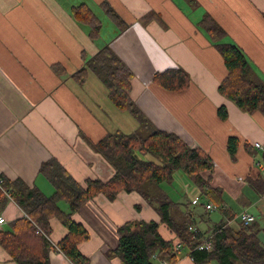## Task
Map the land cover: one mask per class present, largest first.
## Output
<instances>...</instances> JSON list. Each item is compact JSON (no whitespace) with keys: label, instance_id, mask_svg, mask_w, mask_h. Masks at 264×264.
Returning <instances> with one entry per match:
<instances>
[{"label":"crops","instance_id":"0c3cea01","mask_svg":"<svg viewBox=\"0 0 264 264\" xmlns=\"http://www.w3.org/2000/svg\"><path fill=\"white\" fill-rule=\"evenodd\" d=\"M81 6L101 22L97 40L89 37L88 26L73 18V9ZM106 8L123 26L113 23ZM149 14L158 19L144 21ZM205 15L222 27L264 79V0H0V177L20 179L49 196L53 188L38 170L52 158L83 187L87 180L107 182L114 175L91 144L114 130L128 134L123 119L129 114L113 107L93 74L82 85L72 77L108 44L132 72L129 97L153 126L174 133L211 160L212 172L201 176H210L209 185L220 191L222 206L231 214L256 209L264 217V113L242 112L219 94L227 70L209 37L199 30L198 21ZM109 32L115 36H106ZM55 66L62 72H55ZM173 68L184 69L190 77L189 87L181 93L152 82L155 73ZM220 107L227 111L225 120L217 115ZM230 137L237 140L234 154L228 150ZM161 188L182 206L166 187ZM205 204L212 203L205 198L201 204L208 213ZM234 204L242 209L233 213ZM59 207L68 211L63 202ZM181 210L206 223L203 214ZM0 215L6 220L0 229H5L22 211L6 201ZM72 219L89 234L90 239L78 245L89 264H120L108 253L117 246V227L127 222L153 221L164 239L174 237L137 193L120 192L113 202L98 195ZM49 225V239L56 246L67 230L56 218ZM215 225L207 222L204 231ZM0 264H16L1 246ZM49 264L70 263L63 254L50 252ZM177 264L194 263L181 250Z\"/></svg>","mask_w":264,"mask_h":264},{"label":"trees","instance_id":"16d2710c","mask_svg":"<svg viewBox=\"0 0 264 264\" xmlns=\"http://www.w3.org/2000/svg\"><path fill=\"white\" fill-rule=\"evenodd\" d=\"M188 2L194 5V1ZM106 11L115 25L123 26L114 11L109 8ZM73 18L89 27L91 39L100 37L101 22L88 8H74ZM152 19L158 18L149 14L143 20ZM198 25L209 37L227 70L218 86L219 94L231 100L242 112L264 113V79L247 56L210 16H203ZM60 68L53 67L57 73L62 72ZM89 74L97 77L105 87L108 100L118 112L128 113L136 120L138 129L128 134L111 132L91 144L94 152L115 171L107 182L87 180L83 187L54 158L43 162L38 170V175L53 188L49 196L20 179L11 181L0 177V210L6 201H12L22 211V216L9 224V229H0V246L10 258L16 264H49V253L55 251L47 239L52 233L49 221L56 218L67 230L56 248L70 264H89V260L78 251V245L90 239L89 234L72 216L98 195L113 202L120 192H125L140 195L174 239H164L159 233V224L153 221L127 222L117 227V246L108 253L120 264H155L157 260L177 264L181 250L188 252L194 264L212 261L217 264H264V245L259 241L254 225L245 227L239 223L234 228L231 222L236 214L222 206L220 191L209 185L210 176L206 179L201 176L202 172H212L211 160L201 150L190 148L174 133L153 126L129 97L132 72L108 44L85 60L83 67L72 77L82 85ZM152 82L166 91L181 93L189 87L190 77L184 69L173 68L155 73ZM217 115L225 120L226 109L218 108ZM236 147V138L230 137L229 153L234 154ZM176 171L183 173L200 194L225 215L227 221L216 224L207 233L195 228L192 213L181 212V206L161 188L172 183ZM60 202L67 205V212L59 207ZM194 204L198 203L195 201ZM208 239L212 243L210 250H198ZM175 243H179L182 249L175 250Z\"/></svg>","mask_w":264,"mask_h":264},{"label":"rangeland","instance_id":"374dc122","mask_svg":"<svg viewBox=\"0 0 264 264\" xmlns=\"http://www.w3.org/2000/svg\"><path fill=\"white\" fill-rule=\"evenodd\" d=\"M199 30L202 31L200 28H199ZM106 36L113 37V36H115V33L109 32V33H107ZM98 98H99V96H98ZM124 115L125 116L123 119V130L127 133L135 132L138 129V123L136 122L135 119L131 118L129 115H127V114H124ZM111 116H112V114L109 113L108 117H111ZM112 122H113V124L115 123L114 120H112ZM131 122L135 124V127L137 126L136 129L133 128ZM114 131H117V130H114ZM145 158L142 157V159H145ZM186 185H189L190 188L189 189L186 188V191H185ZM162 187H166V190H167L166 192L168 194L171 192V195L169 194V196L173 197L176 200V202H178L179 204L182 205L181 209L185 210L188 207L191 210H195L196 213L203 214V216L206 220V223H203V221H200L199 219L194 218L195 226H197V228L199 230H201L202 232H204L205 225L207 224V222H210L211 225H213L214 223L218 224L219 222L224 223L227 221L226 219L223 218V215L221 214V212L219 210H213L211 212L204 213L200 209L201 204H203L205 202V197L200 194L199 189L196 186H194L192 184V182L190 180H188L186 178V176H184V174L181 173L180 171L174 172L173 181L170 185H168V186L162 185ZM195 201L198 203L197 205H195L196 203L194 204ZM240 209H242V206L240 204H234L233 207H231V210L233 211V213L238 212V210H240ZM250 213H252L256 217V222H254L252 224L254 225V230L259 231L258 232V239L264 245V217L256 209H251ZM203 216H202V219H203ZM208 220H210V221H208ZM231 223L234 226V228H237V226L239 225V222H237L236 220L232 221ZM4 228L8 229L9 226H5ZM210 264H217V263L215 261H212V262H210Z\"/></svg>","mask_w":264,"mask_h":264},{"label":"built area","instance_id":"2783aa9c","mask_svg":"<svg viewBox=\"0 0 264 264\" xmlns=\"http://www.w3.org/2000/svg\"><path fill=\"white\" fill-rule=\"evenodd\" d=\"M257 148H260V146L258 144L255 145ZM1 184V182H0ZM206 211H213V210H218L215 206L211 205V204H206L205 206ZM237 222H239L240 224H242L243 226L247 227L250 226L252 223L255 222V218L253 217V215H251L250 213L243 211L239 214L236 215L235 219ZM6 224V220L3 216L0 215V227ZM48 241L50 242L49 237H47ZM51 246L55 249L54 252H58L60 253V251L56 248V246L54 244H52L50 242ZM212 246L211 241L208 239L206 240L202 245H200L198 247V250H210ZM181 249V245L179 243H175V250H180ZM156 260V259H155ZM160 264H168L165 261H159Z\"/></svg>","mask_w":264,"mask_h":264}]
</instances>
